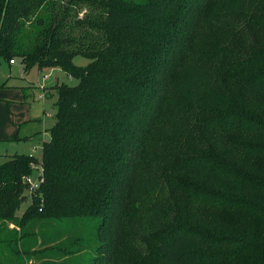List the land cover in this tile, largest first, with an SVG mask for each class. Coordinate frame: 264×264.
Listing matches in <instances>:
<instances>
[{"label":"trees","instance_id":"1","mask_svg":"<svg viewBox=\"0 0 264 264\" xmlns=\"http://www.w3.org/2000/svg\"><path fill=\"white\" fill-rule=\"evenodd\" d=\"M1 59L79 82L0 165V264H264V0H0Z\"/></svg>","mask_w":264,"mask_h":264},{"label":"rangeland","instance_id":"2","mask_svg":"<svg viewBox=\"0 0 264 264\" xmlns=\"http://www.w3.org/2000/svg\"><path fill=\"white\" fill-rule=\"evenodd\" d=\"M89 60L80 55L74 58L78 65H86ZM44 74L48 75L45 79ZM57 81L58 84L64 82L70 85L79 82L77 77H70L59 66L41 69L35 64L26 70L20 60L10 63L1 59L0 165L15 153H30L41 157L43 142L41 139L50 137L47 129L55 122ZM46 91H50L52 97L46 95ZM37 130L42 131V134L39 133L40 138L35 134ZM37 175V171H34L32 179L35 180ZM29 204L30 199L25 200L18 210V215H22ZM98 222L96 218L92 221L88 220V236L92 237ZM10 226L12 228L14 225L10 224ZM86 252L88 253L83 254L77 264H89L92 252L90 250ZM13 255L17 264H38L40 261L36 255H31L29 259L22 252H14Z\"/></svg>","mask_w":264,"mask_h":264},{"label":"built area","instance_id":"3","mask_svg":"<svg viewBox=\"0 0 264 264\" xmlns=\"http://www.w3.org/2000/svg\"><path fill=\"white\" fill-rule=\"evenodd\" d=\"M11 63H14V60H11ZM27 182L30 183L31 188L35 189L39 186L40 182L43 181L42 172L39 170L37 178L35 180L32 179V175L26 177Z\"/></svg>","mask_w":264,"mask_h":264},{"label":"crops","instance_id":"4","mask_svg":"<svg viewBox=\"0 0 264 264\" xmlns=\"http://www.w3.org/2000/svg\"><path fill=\"white\" fill-rule=\"evenodd\" d=\"M10 63H11V62H10ZM14 63H15V62H14ZM23 68H24V67H23ZM44 75H45V76H44V79L47 78L48 75H47V74H44ZM57 83H58V81H57ZM50 86H51V85H50ZM44 88H45V87H44ZM44 88H43V89H44ZM46 93H47V94H46ZM45 94L48 95L49 97H52V93H51L50 91H46ZM47 130H48V129H47ZM37 132H41V134H42V131H40V130H37L35 133H37ZM41 134H39V135L37 136V138H40V135H41ZM41 140H44V139H41ZM36 156H37V155H36ZM39 158H40V157H39Z\"/></svg>","mask_w":264,"mask_h":264}]
</instances>
